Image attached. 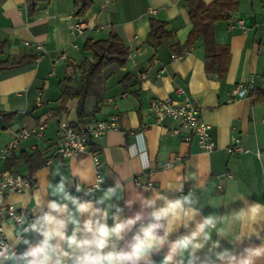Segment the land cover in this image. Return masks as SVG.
<instances>
[{"label":"crops","instance_id":"crops-1","mask_svg":"<svg viewBox=\"0 0 264 264\" xmlns=\"http://www.w3.org/2000/svg\"><path fill=\"white\" fill-rule=\"evenodd\" d=\"M203 1L208 4L212 0ZM238 2V10L229 19L214 23L215 42L226 48L216 57L220 60L225 56L226 61V71L219 77L206 68L200 38L189 45L190 51L183 58L170 57L188 43L192 29L186 0H92L90 10L80 20L72 17L73 0H49L33 17L27 14L25 0H0V41L4 42L0 59L36 55V43L43 46L32 62L0 70V147L11 141L18 129L47 122L41 137L30 135L21 149L13 152L18 158L21 151L31 154L34 146L44 161L33 172L34 186L12 194L8 200L26 217L35 207L33 198L46 196L51 190L49 184L58 183L61 176L68 182L69 191L78 196L94 183L89 153L66 159L51 155L57 122L74 123L77 119L76 100L67 102L66 113H53L52 109L60 105L67 61L79 64L84 58L91 59L92 53L83 49L85 41L106 38L113 31L128 49L125 64L107 66L102 72L101 96L97 99L92 93L85 99L84 123L113 115L118 122V129L108 130L89 146L103 162V183L94 188L92 199L119 185L113 202L124 207L122 216L138 211L141 200L154 192L175 197L191 191L194 206L205 216L238 209L241 202L236 198L240 195L264 204V0ZM150 18L165 22L172 33V38L156 50L146 43ZM239 18L243 26L236 23ZM249 78L248 93L240 98L232 96L235 84ZM178 87L184 89L210 126L213 150H202L196 137L177 121H157L150 112L151 100L175 97ZM233 136L249 151L229 152ZM177 155L186 158L164 167ZM12 158L11 154L3 165L10 164ZM13 167L28 174L22 160ZM77 184L82 191L76 192ZM181 186L182 192L175 191ZM46 199L55 198L47 195ZM124 202L133 205L124 206ZM12 224L6 220L4 228ZM248 231L251 235L252 230ZM28 238L33 243L38 239L35 234ZM216 238L213 233L212 239ZM221 243L231 247L227 240ZM259 243L252 235L238 249ZM26 247L18 245L17 252ZM162 258L163 252L153 256L157 264ZM256 264H264V256L257 258Z\"/></svg>","mask_w":264,"mask_h":264},{"label":"clouds","instance_id":"clouds-1","mask_svg":"<svg viewBox=\"0 0 264 264\" xmlns=\"http://www.w3.org/2000/svg\"><path fill=\"white\" fill-rule=\"evenodd\" d=\"M48 187L46 196L55 199L35 196L31 221L24 214L14 215L15 224L0 228V264H157L153 256L161 252L160 264H185V259L187 264H256L264 256V204L243 195L236 198L241 202L238 209L205 216L194 206L191 191L175 197L154 192L141 200L138 211L122 216L124 207L113 202L119 185L95 199L72 194L63 176ZM181 227L185 232L180 233ZM30 234L38 237L35 243ZM252 235L260 243L238 249ZM21 244L27 247L17 252Z\"/></svg>","mask_w":264,"mask_h":264},{"label":"trees","instance_id":"trees-1","mask_svg":"<svg viewBox=\"0 0 264 264\" xmlns=\"http://www.w3.org/2000/svg\"><path fill=\"white\" fill-rule=\"evenodd\" d=\"M49 0H25V8L30 17L35 16L41 4L47 3ZM238 0H212L206 4L203 0H186L188 8V16L192 23V29L188 37V43L178 51L183 52L189 48L196 39L200 38L205 47L206 68L210 72H215L222 77L226 71L225 56L216 57L221 53L224 54L225 47H220L215 42L214 23L216 21L227 20L233 12L238 10ZM92 6V0H73L74 11L72 17L80 20L86 16ZM172 33L166 28V23L150 18L149 32L146 37V43L156 50L160 45L169 41ZM4 48V42L0 41V55ZM85 51L92 53V58H84L79 64L67 61L66 71L67 77L63 80L64 87L61 93L60 105L52 109L53 113L68 112L66 104L69 100L75 99V109L77 119L72 124H83L86 117L85 99L90 94H95L97 99L102 94V72L112 64L124 66L128 49L124 46L119 36L110 31L106 38L91 40L87 39L83 45ZM37 55H23L18 59L11 61H2L0 59V70L5 68L18 67L28 64L35 60ZM76 82V84H75ZM93 146L90 144V147ZM13 158L6 167L15 170L13 167L22 160L28 169L29 174H33L34 170L44 161L40 151L35 148L31 154L21 151L19 157Z\"/></svg>","mask_w":264,"mask_h":264},{"label":"built area","instance_id":"built-area-1","mask_svg":"<svg viewBox=\"0 0 264 264\" xmlns=\"http://www.w3.org/2000/svg\"><path fill=\"white\" fill-rule=\"evenodd\" d=\"M243 19L236 20L238 25L243 26ZM81 30V25H78ZM30 44L25 42V45ZM37 56L43 51L41 43H36ZM190 49H186L181 53L172 54L171 59H181L188 54ZM163 70H161L162 72ZM251 78L244 83H237L231 89L232 96L238 98L245 96L250 88ZM175 97H166L153 99L149 103V110L154 115L157 121H162L165 118L177 121L182 129L189 130L197 139L198 146L205 151H211L214 148V143L209 134L210 126L205 123L199 114L197 105L191 100L183 88L178 87L175 90ZM47 127L45 120L40 121L31 128L22 127L18 129L15 136L7 144L0 147V228H4V222L10 220L15 224L14 215L24 214L23 210L8 198L15 193L29 191L35 184L34 174H25L17 170H12L3 164L9 156L21 149L22 142L30 135L35 134L42 136ZM118 129L116 116H110L103 120H94L83 124H72L64 120L57 122V134L54 142V148L51 155L60 158H70L82 153H89L94 169V183L88 186L85 190L93 191L97 184L102 179L103 162L99 154L89 150V146L93 140L101 138L108 130ZM35 149L34 146L31 147ZM229 152H248L244 148L236 136L232 137V143L227 147ZM185 156H174L171 162H168L164 167L171 166L172 162L185 160ZM81 199H92V196H85V193L80 196ZM14 210V214H13ZM26 219L31 221L33 214L26 216ZM5 242H7L5 240ZM17 250V249H16Z\"/></svg>","mask_w":264,"mask_h":264}]
</instances>
